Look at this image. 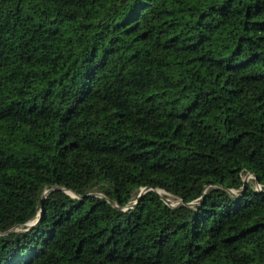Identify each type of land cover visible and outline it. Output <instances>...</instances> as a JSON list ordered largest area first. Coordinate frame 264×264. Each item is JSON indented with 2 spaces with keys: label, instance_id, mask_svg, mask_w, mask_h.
I'll list each match as a JSON object with an SVG mask.
<instances>
[{
  "label": "trees",
  "instance_id": "16d2710c",
  "mask_svg": "<svg viewBox=\"0 0 264 264\" xmlns=\"http://www.w3.org/2000/svg\"><path fill=\"white\" fill-rule=\"evenodd\" d=\"M0 264H264V0H0Z\"/></svg>",
  "mask_w": 264,
  "mask_h": 264
},
{
  "label": "rangeland",
  "instance_id": "374dc122",
  "mask_svg": "<svg viewBox=\"0 0 264 264\" xmlns=\"http://www.w3.org/2000/svg\"><path fill=\"white\" fill-rule=\"evenodd\" d=\"M244 181L247 182V181H251L252 180V177L250 175H246L245 177H243ZM160 195H165L163 192L159 191L158 192ZM166 200H167V204L169 206H175L178 204V201L176 199H174L173 197L171 196H166Z\"/></svg>",
  "mask_w": 264,
  "mask_h": 264
},
{
  "label": "water",
  "instance_id": "95a60500",
  "mask_svg": "<svg viewBox=\"0 0 264 264\" xmlns=\"http://www.w3.org/2000/svg\"><path fill=\"white\" fill-rule=\"evenodd\" d=\"M163 201L167 204V200L166 199H163Z\"/></svg>",
  "mask_w": 264,
  "mask_h": 264
}]
</instances>
